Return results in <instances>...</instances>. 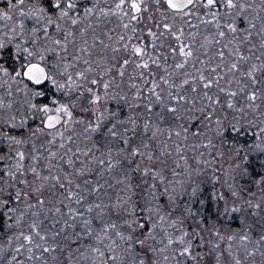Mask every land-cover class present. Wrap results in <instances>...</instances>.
Returning a JSON list of instances; mask_svg holds the SVG:
<instances>
[{"label":"snow or ice","instance_id":"1","mask_svg":"<svg viewBox=\"0 0 264 264\" xmlns=\"http://www.w3.org/2000/svg\"><path fill=\"white\" fill-rule=\"evenodd\" d=\"M0 264H264V0H0Z\"/></svg>","mask_w":264,"mask_h":264}]
</instances>
